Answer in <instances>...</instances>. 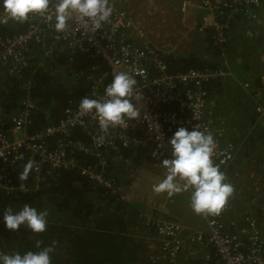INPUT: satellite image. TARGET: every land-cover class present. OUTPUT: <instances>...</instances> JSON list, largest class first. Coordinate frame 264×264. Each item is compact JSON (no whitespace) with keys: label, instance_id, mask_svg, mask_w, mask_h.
I'll use <instances>...</instances> for the list:
<instances>
[{"label":"built area","instance_id":"obj_1","mask_svg":"<svg viewBox=\"0 0 264 264\" xmlns=\"http://www.w3.org/2000/svg\"><path fill=\"white\" fill-rule=\"evenodd\" d=\"M110 3L112 16L95 33L88 32L80 21L70 22L67 31L58 33L53 28L54 19L39 14L30 15L23 23L14 22L16 27L12 21L0 24V76L19 75L36 57L39 60L34 62L40 65L46 59L58 61L55 56L60 57L62 52L68 56L66 67H85V75L77 71L71 78L75 82L87 80L92 99L104 96L113 74L133 75L137 83L132 102L140 112L137 119L110 128L107 134L101 132L94 115L81 113L79 106L66 108L56 122L35 128L38 104L25 85L27 90L17 107L0 104L1 192L37 191L46 179L56 178L62 169L69 168L121 196L124 191L118 187L112 165L131 162L132 156L124 154L130 149L135 153L143 148L147 156L161 163L172 158L169 140L179 127L191 131L196 126L211 133L217 144L212 159L220 168L231 166L238 157L241 146L234 142L233 118L214 113V102L204 88L208 82L226 81L232 76L230 64L171 71L163 55L165 50L142 40L147 33L144 23L117 6L115 0ZM260 7H264V0H182L181 4V9L201 11L197 32L209 34L213 46L222 49L223 55L227 54L231 22L241 14L257 19ZM134 33L140 41L131 38ZM36 45H41V52L32 51ZM241 85L254 94L256 110L264 117L262 93L251 82ZM78 152L94 161L81 162ZM24 161H34L28 182L16 176ZM258 170L251 175L255 183L231 196L219 215H204L208 228L187 225L179 217L154 209V218H146V224L155 229L158 248L149 252V264H264V166ZM235 202H241L243 213L226 221L225 214Z\"/></svg>","mask_w":264,"mask_h":264},{"label":"trees","instance_id":"obj_2","mask_svg":"<svg viewBox=\"0 0 264 264\" xmlns=\"http://www.w3.org/2000/svg\"><path fill=\"white\" fill-rule=\"evenodd\" d=\"M258 11L257 19L241 14L231 22L227 31L226 55L222 54V49L214 46L210 47L212 53H196L193 43L183 53L171 50V53L165 51L163 54L173 72L190 67L224 68L225 62L230 64L231 69L232 62V66L240 62L235 67L234 76L227 77L226 81L215 80L204 85L214 102V113L232 116L231 124L236 131L234 142L241 146L240 154L248 145H264V117L256 110L255 98L252 99V95L247 94L241 85L244 81L251 82L256 90L264 86V7ZM206 36L209 40L210 35ZM38 60L39 57L34 58L19 75L0 76V104L17 107L27 90L25 85L28 86L38 104L35 128H42L56 122L66 108L78 107L83 97H91L93 93L87 80L75 82L71 78L72 73L60 69L57 61L46 59L40 65L34 62ZM226 87L231 90L226 91ZM236 95H243L246 101H236ZM78 136L84 138L81 133ZM133 152V149L124 151L126 157L132 156L131 164L139 166L141 159L151 160L143 148ZM245 152L242 156L238 155L235 161H241L243 156L249 158ZM77 155L83 163L94 161L83 152ZM256 159H261L263 164V157ZM26 164L24 161L16 176L28 182V176L21 179ZM115 178L120 189L133 182V179L121 174ZM25 204L47 212L45 232L34 234L24 226L12 232L4 227L5 210L11 208L19 211ZM137 217L139 210L135 205L90 181L78 170L64 168L56 178L46 179L37 191L9 194L0 191V253L35 252L38 251L36 242L40 241L41 248L54 246L51 264H61L64 254L69 256L70 264H146L149 253L145 240L138 243L128 230Z\"/></svg>","mask_w":264,"mask_h":264},{"label":"clouds","instance_id":"obj_3","mask_svg":"<svg viewBox=\"0 0 264 264\" xmlns=\"http://www.w3.org/2000/svg\"><path fill=\"white\" fill-rule=\"evenodd\" d=\"M113 10L110 0H0V24L9 21L23 23L30 15L39 14L49 20L54 19L53 28L58 33L67 31L72 21L83 22L88 32L95 33L109 21ZM136 83L133 75L115 73L105 87L104 96L99 99L83 97L79 109L83 114L94 115L101 132L107 134L110 128L123 126L127 121L139 117V109L132 102ZM169 144L172 158L163 159L162 166L166 169V175L158 184L153 185V191L157 194L166 193L169 198L190 191V207L195 214L219 215L234 189L230 183L225 182L226 176L220 171L219 165L213 162L217 144L212 134L196 126L191 131L179 127ZM33 165L34 161L25 165L21 179L27 178ZM46 218V211H38L25 204L19 211L11 208L5 210L3 224L12 232L24 226L32 233L39 234L46 231ZM36 248L38 251L24 254L0 253V264H51L54 246L41 248V242L37 241Z\"/></svg>","mask_w":264,"mask_h":264},{"label":"rangeland","instance_id":"obj_4","mask_svg":"<svg viewBox=\"0 0 264 264\" xmlns=\"http://www.w3.org/2000/svg\"><path fill=\"white\" fill-rule=\"evenodd\" d=\"M115 3L117 6L122 7V8L128 7V10H129V7H132L133 8V11L131 12L132 16L135 19L138 18V20L144 23L147 29V33L144 35V38H142V40L147 39L151 41L153 44H157L162 47L169 48V51H171L172 49L176 51V53L178 52L183 53L186 49H189V47H191V45H189L190 37L186 38V37L181 36V34L183 33H181L180 31L177 32L176 25H174V23L177 21L174 19H169V16H172L173 14H176V15L181 14L180 9H181L182 0H115ZM200 16H201V11H200ZM191 17L192 15L187 16L188 19ZM151 28L152 30H150ZM206 37L207 36L205 34L198 32V34L192 38V42L194 44V51L196 53L197 52L202 53V54L212 53L211 51L212 48H210L211 46L213 47V44L211 42V36H209L210 37L209 40ZM131 38L136 42L140 41L141 39V37H139L136 33L131 35ZM206 47H208L209 49H206ZM55 57L58 59L57 66L60 69L67 70L73 74H75L78 71L82 73V75H85L86 69L83 66L75 65L72 68L66 67L65 64H67V62L65 60L68 58L67 55L61 52L60 57H57V56ZM237 62L238 64H240L239 61ZM236 72L235 74L237 75ZM225 90L228 91V90H231V88L226 87ZM262 91L264 94V88L262 89ZM247 94L249 93L247 92ZM253 98L254 96H252V99ZM235 100L236 101H241V100L246 101L243 95H236ZM260 145L261 146L258 145L254 147L253 146L251 147V145H248L249 147L248 146L245 147V151H247L249 158L243 156L241 158L243 159V164L241 165V167H239V169L236 168L233 170V171H236V175L238 171V179L236 181L237 183L233 181V185L236 188L241 190L247 187V185H249L250 182L254 184L255 179H251L252 172L258 173L259 172L258 169L260 168L263 169L264 145L262 144ZM252 148H258V149L254 150ZM245 151L243 154H246ZM256 157H263L262 159L263 164L261 163V159H256ZM117 163L118 165L117 164L115 165L120 170H123V176L125 178L133 179V182L131 185H125L126 187L128 186V189H129L128 193L131 195V197H137L138 193L141 194L143 192L145 193V194H142L143 197H146L147 195L150 194V191L148 189L149 186L146 184V182L148 181V177H147L148 171L146 170V168H144L142 163L139 166H137L136 164L126 165L121 162H117ZM141 186L146 187V190L147 189L148 190L141 192L140 189H143V187ZM138 187H140V189ZM125 190L123 189L124 195H125ZM250 195L251 194H247L248 197ZM147 202H149V200H147ZM143 204H144V201H141L140 206H142ZM171 204H173L174 206L173 211L180 213V209L186 204V202H182V200L179 197H174L173 199H171ZM199 216H202L205 219L204 215H199ZM153 218L154 216L152 214H150L147 217V219H153ZM180 218L182 221L185 220L184 217L182 216H180ZM144 225H145L146 230L149 232L148 239H150V241L153 243L151 245L149 244L147 247L150 252L156 251V249L158 248V244H157L158 236L156 234V231L152 227L148 228L147 224H144ZM201 226H204L202 228H208L206 219L203 220ZM197 227H200V226H197ZM143 235H145L146 242H147L148 239L146 237V233L140 236H137V237L143 238ZM68 258L69 256L64 254L61 259V264H70L68 262ZM146 264H149V262H147Z\"/></svg>","mask_w":264,"mask_h":264},{"label":"crops","instance_id":"obj_5","mask_svg":"<svg viewBox=\"0 0 264 264\" xmlns=\"http://www.w3.org/2000/svg\"><path fill=\"white\" fill-rule=\"evenodd\" d=\"M126 9L128 10V7ZM129 11L132 12L133 8L129 7ZM180 11H181V14H179V15L173 14L172 16H169V19H174L177 21L174 23V25H176L177 32L180 31L181 33H183V34H181V36H183V37H186V38L190 37L189 45L192 46V43H193L192 38L198 34L196 25L200 21V11H198L195 8H189V9H185V10L180 9ZM188 15H192V17L188 19L187 18ZM12 25H13V27H16V23L12 22ZM150 30H152V28ZM32 48H33L32 51L36 52V53H39L42 51L41 45H36ZM232 63H231V67H232L231 70L234 72L235 67H237L238 64H234L232 66ZM263 88H264V86L259 88L260 95H261V93H262V95H264L263 91H262ZM252 94L253 93H251V95ZM243 153L244 152L242 151L241 154L239 153L238 155L242 156ZM129 162H130V160L128 161V165L131 164ZM140 163H142L144 168H146V170L148 171V174H147L148 181L146 182V184L149 186L148 189L150 191V194L147 195L146 197H143L142 194H145L143 192L141 194L138 193L137 197H131V195L128 193L129 192L128 186L127 187L123 186V189L124 190L126 189L125 195H124V192L121 195V197L124 198L126 201H128L129 204L135 205L137 210H139V217L133 219L132 224L128 228V230H130V234L134 237V240L137 241L138 243H140L141 240L143 239L146 242L145 235H143V238L137 237V236H140L144 233H146L147 239L149 238V232L146 230L145 225H144V224H146V222L145 223H143V222L146 221V218L150 214H152L154 209H162V210H164L165 213L179 217V218H180V216H182L185 219V220H183L184 223L187 225L194 226V227L200 226L199 228L204 227V226H201V224H202L203 220H205V219L202 216H199V215L197 216V214H195L190 207V194H191L190 191H184V192L178 193V194L172 196L171 198H169L166 193H162V194L155 193L153 191V185L158 184L163 178H165L166 170H165V168H163L162 163L160 161H155L154 159H151V160H142L141 159ZM115 164H117V163H114L112 165L113 173H115L116 175L121 174L123 176V173L121 172V170H119V168ZM242 164H243V159L241 161L239 159H237L236 161H234V163H232L231 166L226 167V168H220V171H222L226 176L225 182L230 183L233 186L234 191H233L232 196L236 193L235 191L240 192V191H243L245 189L244 188V189L240 190L233 185V181L236 182L238 179V171H237V175H236V171H233V170L236 168L239 169V167H241ZM141 187H143V189H140V187H138L141 190V192L146 190V187H144V186H141ZM174 197H179L182 200V202H186V204L180 209V213L173 211L174 206H173V204H171V199H173ZM144 199H146V200H144ZM147 200H149V202H147ZM141 201H144V204L142 206H140ZM233 206H235V209ZM190 209L192 212L190 211ZM242 213H243V211H242L241 202H238V203L235 202L232 205V208L226 212L225 220L228 221V220L234 219V217L239 218V217H241ZM239 222L241 223L240 219H239ZM148 241L145 243L146 247L149 244L150 245L153 244L150 241V239H148ZM148 252H150L149 249H148Z\"/></svg>","mask_w":264,"mask_h":264},{"label":"flooded vegetation","instance_id":"obj_6","mask_svg":"<svg viewBox=\"0 0 264 264\" xmlns=\"http://www.w3.org/2000/svg\"><path fill=\"white\" fill-rule=\"evenodd\" d=\"M160 46V45H159ZM163 50H165V51H169V48H166V47H162V46H160ZM172 50V49H171Z\"/></svg>","mask_w":264,"mask_h":264}]
</instances>
